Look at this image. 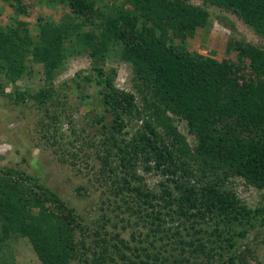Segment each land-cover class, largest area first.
I'll list each match as a JSON object with an SVG mask.
<instances>
[{
    "label": "trees",
    "instance_id": "16d2710c",
    "mask_svg": "<svg viewBox=\"0 0 264 264\" xmlns=\"http://www.w3.org/2000/svg\"><path fill=\"white\" fill-rule=\"evenodd\" d=\"M4 1L13 15L0 26V71L21 73L29 57L43 64L48 83L34 97L54 106L55 120L65 117L50 81L71 55L91 57L96 77L78 72L73 81L101 86L99 108L91 116L99 133L77 128L74 114L66 119L73 136L79 130L84 141L92 136L88 146L99 147L102 174L115 176L106 200L116 215L104 214L107 219L92 231L77 213L51 207L56 200L66 205L32 175L0 168V264H9L3 251L15 236L29 239L38 264H260L264 235L251 244L244 240L250 227H264V200L252 207L234 184L264 189V48L230 41L227 52L236 50L237 60L219 61L177 45V38L194 35L210 20L207 9L188 0H122L108 10L96 0H40L71 11L59 20L39 18L35 39L20 18L27 14L22 0ZM209 2L264 38V0ZM226 20L234 32V22ZM116 56L131 64L140 97L117 87L116 70L105 68L106 59ZM175 116L187 121L194 146ZM72 156L79 159L78 152ZM142 169L161 174L154 188ZM110 222L120 230H108ZM139 223L165 241L139 233L137 245L122 236Z\"/></svg>",
    "mask_w": 264,
    "mask_h": 264
},
{
    "label": "rangeland",
    "instance_id": "374dc122",
    "mask_svg": "<svg viewBox=\"0 0 264 264\" xmlns=\"http://www.w3.org/2000/svg\"><path fill=\"white\" fill-rule=\"evenodd\" d=\"M96 1L98 5H102L105 10H108L112 9L114 5H120L122 0ZM188 1L207 9L210 20L207 26L197 27L194 35L185 39L177 38L175 40L177 45H185L191 52L214 56L219 61L223 59L237 60L236 50L227 52L230 41L244 40L264 48V38L237 15L210 3L209 0ZM22 2L27 8V14H22L20 18L29 22L34 39L39 37L40 33L37 26L39 18L59 20L65 12L71 11V7L63 5L48 7L40 0H22ZM11 15H13V9L9 1L0 0V26L11 22ZM226 19L234 22L236 27L234 32L226 26L227 24L222 23H227ZM71 43L72 41L67 45L70 46ZM29 58L32 60L31 57ZM31 60L27 61L25 64L27 68H24L21 73L15 74L9 70L0 71V168H14L32 175L46 187L45 189L60 197L66 205L63 206L61 201L56 200L57 202L48 203L51 207H55V210L66 213V215L69 212L77 213L80 215L82 224L93 231L107 219L104 214L108 217L116 215L111 211L112 208L106 200L110 195V187H113L112 182L115 176L109 171L102 174L101 166L103 165L96 155L99 147L88 146L92 136L88 135L85 138L88 141L79 138L78 135L80 137L85 135L82 130H79L77 136H73L70 133L66 117L69 116V113L74 114L73 120L76 121L77 128L87 126L90 127L91 134L99 133L97 131L100 126L96 123L93 124L91 116L96 115L99 108L101 86L95 85L94 81L87 79L84 81L80 79L82 82H80V86H77V81H73L78 72H82L83 78L90 73L94 77L98 72L95 68L93 69L92 59L88 53L71 55L66 60L64 69L54 75L50 81L55 87L54 92L59 95L58 98L61 102V105L58 106L59 112L65 117L63 121H57L53 117L54 106L45 102L40 103L35 98L39 90L47 86L48 81L43 64L34 63ZM105 68L116 70L114 78L117 87L134 91L140 97L134 87L136 77L129 62L122 60L120 56L109 57L105 61ZM87 95L91 96L86 98ZM178 118L175 116L179 129L194 146L196 144L195 135L189 130L187 121L178 120ZM82 148L84 149L82 150ZM72 152H78L79 159L75 160ZM84 152L90 153L89 157L85 156ZM109 159L113 164L117 161L113 156H110ZM141 173H145L143 169ZM145 176L147 184L153 188L161 179V174L151 172L145 173ZM234 186L241 198L252 207L263 202L264 189L248 186L239 180ZM103 200L106 202L104 203ZM34 211H37V208H34ZM110 226L111 222L107 228L110 231L120 230V226L116 229ZM149 227V225L145 226L144 223H139L129 231L123 232L122 236L137 245L140 244H138V239L142 236L139 233H142L143 236L150 235L148 240L154 238L161 240L148 234ZM132 230L134 233L136 231L134 238L131 236ZM77 233L79 234V232ZM249 233L244 242L251 244L258 234L259 236L264 235V227H250ZM15 237L11 240V242L14 241L13 245L6 247V250L3 251L9 260L8 263L38 264V256L29 239L22 236ZM256 240L259 241V239ZM168 251H172V248L169 247ZM259 260L260 264H264V250L259 255ZM255 263L254 260L251 261V264ZM72 264L81 263L75 260ZM115 264H121V262Z\"/></svg>",
    "mask_w": 264,
    "mask_h": 264
}]
</instances>
